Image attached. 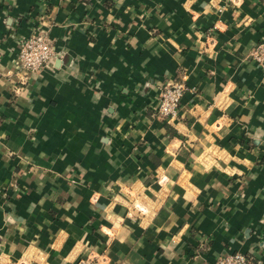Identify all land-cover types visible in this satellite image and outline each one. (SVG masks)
I'll return each mask as SVG.
<instances>
[{"label": "crops", "instance_id": "obj_1", "mask_svg": "<svg viewBox=\"0 0 264 264\" xmlns=\"http://www.w3.org/2000/svg\"><path fill=\"white\" fill-rule=\"evenodd\" d=\"M261 41L264 0H0V264H264Z\"/></svg>", "mask_w": 264, "mask_h": 264}, {"label": "built area", "instance_id": "obj_2", "mask_svg": "<svg viewBox=\"0 0 264 264\" xmlns=\"http://www.w3.org/2000/svg\"><path fill=\"white\" fill-rule=\"evenodd\" d=\"M55 53L53 39L49 35V28L36 24L35 28L25 36L19 43L18 58L20 65L25 71H39L45 67L53 58ZM250 54L264 68V41L255 45ZM1 61V58H0ZM186 76L181 79L168 82L161 87L155 106V113L162 119H172L178 114L181 99L189 90ZM193 90V89H191ZM161 183L163 178L159 179ZM130 215L145 214L147 207L140 197L134 198L128 205ZM80 264H85L81 262ZM218 264H251L248 255L242 252L222 254Z\"/></svg>", "mask_w": 264, "mask_h": 264}]
</instances>
